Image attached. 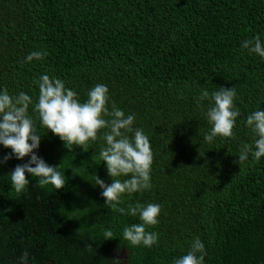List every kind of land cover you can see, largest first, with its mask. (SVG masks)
<instances>
[{
  "label": "trees",
  "instance_id": "16d2710c",
  "mask_svg": "<svg viewBox=\"0 0 264 264\" xmlns=\"http://www.w3.org/2000/svg\"><path fill=\"white\" fill-rule=\"evenodd\" d=\"M257 35L264 41V0H0V90L32 97L35 151L65 175L56 190L27 174L18 193L10 173L30 157L0 164V264H17L25 250L34 264H112L118 256L121 264H173L197 236L204 264H264V157L237 163L241 145L253 143L247 116L264 110V58L241 46ZM33 51L47 55L23 62ZM43 74L81 102L106 84L109 110L115 102L135 115L154 154L151 188L122 195L120 206H162L148 228L159 233L157 244L125 241L123 228L138 216L111 211L91 181L96 174L112 182L99 156L106 142L67 145L40 126L34 81ZM219 87H235L240 115L235 138L209 143L210 101L198 107L195 98ZM9 153L0 145V158ZM109 228L115 238L104 240Z\"/></svg>",
  "mask_w": 264,
  "mask_h": 264
},
{
  "label": "clouds",
  "instance_id": "9594fccd",
  "mask_svg": "<svg viewBox=\"0 0 264 264\" xmlns=\"http://www.w3.org/2000/svg\"><path fill=\"white\" fill-rule=\"evenodd\" d=\"M241 46L264 58V41L259 35L244 41ZM46 55V52L33 51L23 62L42 60ZM34 83L38 85L39 91L33 111L38 114L40 126L50 130L67 145L86 148L89 141H96L98 138L106 142V145L101 146L99 156L105 162L112 182L105 183L96 174L92 175L91 181L102 189L101 195L111 211L138 216L140 223L125 226L122 238L133 246L150 248L157 244L159 233L149 231L148 228L159 223L162 206L158 203L142 205L139 202L129 205L127 210L120 206L122 195L151 188L150 174L154 154L143 129L133 127L135 115L126 116L115 102H112L109 110V89L103 83L91 88L84 102L60 78L43 74ZM236 95L235 87H219L211 94L203 89L195 98L198 107L203 106L205 99L210 101L206 117L211 127L204 136L205 141L211 143L217 136L235 138L236 118L240 115L234 103ZM32 104V97L23 91L13 96L7 88L0 90V145L11 149V153L0 158V164L13 156L18 160L30 157L26 163L17 164L10 173L11 187L18 193L30 183L27 174L37 177L39 186L52 185L59 190L65 187L64 173L58 170V165H49L35 151L39 148L41 135L37 132L36 121L29 115V106ZM246 125L254 134L253 143L241 145L237 161L239 165L250 156L256 161L264 157V110L250 113L246 118ZM101 129L107 131L102 137H98ZM103 236L104 240L115 238L110 228L104 231ZM85 247L93 251L91 244L87 243ZM116 251L119 252V249ZM206 255L205 245L197 236L187 253L175 259L173 264H204ZM17 264H34L27 250L17 257ZM112 264H121V258L118 256L113 259Z\"/></svg>",
  "mask_w": 264,
  "mask_h": 264
}]
</instances>
